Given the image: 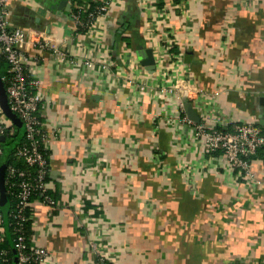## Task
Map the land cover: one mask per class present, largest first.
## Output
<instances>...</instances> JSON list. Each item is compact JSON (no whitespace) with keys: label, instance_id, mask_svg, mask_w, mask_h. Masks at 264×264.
Masks as SVG:
<instances>
[{"label":"crops","instance_id":"1","mask_svg":"<svg viewBox=\"0 0 264 264\" xmlns=\"http://www.w3.org/2000/svg\"><path fill=\"white\" fill-rule=\"evenodd\" d=\"M68 5L10 0L12 27L78 62L112 61L84 74L28 52L49 100L45 189L56 202H33L31 247L47 264H264L263 151L253 167L263 183L248 186L221 154H203L181 110L190 103L199 124L228 129L264 116V0H111L80 36ZM165 87L178 90L161 98Z\"/></svg>","mask_w":264,"mask_h":264},{"label":"built area","instance_id":"2","mask_svg":"<svg viewBox=\"0 0 264 264\" xmlns=\"http://www.w3.org/2000/svg\"><path fill=\"white\" fill-rule=\"evenodd\" d=\"M67 1L71 4L72 10L78 11V13L71 14L77 36L89 34L97 18L107 11L111 3V0H91L97 3V7L94 11L89 12L88 5H81L74 0ZM81 13L88 19L86 22L81 18ZM9 16L10 0H0V55L9 65L8 75L2 79V82L6 83L5 92L10 111L22 125L25 138L24 144L17 149L15 157L17 160L23 161L28 168H35L34 177L28 170H20L13 166L5 169L8 179L18 178L21 180L18 184L10 180L4 182L5 190L6 188L18 190L19 201L14 218L17 224H21L27 219V210L32 209L31 197L37 190L45 192V180L49 174V160L45 153V135L42 123V113L49 105V100L42 95L39 81L29 71L28 52L31 50L51 52L60 64H68L77 70L82 69L85 71L84 74L97 69L107 71L110 69L112 61L108 58H86L84 61L78 62L65 50L48 43L42 34L20 27H12ZM81 29L84 30V33L79 32ZM146 89L147 84L144 83L140 87V91L143 93ZM175 90L177 91L178 88L165 87L161 88L158 94L161 98H169L173 96ZM196 94V91L193 90V98L196 97ZM184 100L186 99L182 101ZM183 107L184 103L181 102V110ZM180 121L187 122V119L182 117ZM221 125V128L206 122L194 125L193 135L201 145L203 154H221L228 170L235 175V178L242 179L248 186L262 185L263 179L258 177V173L253 167L264 148L263 129L257 121L234 122L230 125V129L225 123ZM15 132L16 126L8 121L0 108V139ZM3 153V148L0 146V164ZM45 201L51 206L56 205V202L48 197H45ZM1 219L0 215V231L2 228ZM17 232L19 231L17 230ZM16 249L19 252L20 264H47L50 260L47 250L33 247L28 250L25 238L21 233ZM99 264L110 263L105 258H101Z\"/></svg>","mask_w":264,"mask_h":264},{"label":"trees","instance_id":"3","mask_svg":"<svg viewBox=\"0 0 264 264\" xmlns=\"http://www.w3.org/2000/svg\"><path fill=\"white\" fill-rule=\"evenodd\" d=\"M77 3L83 5H88V11L92 12L97 7V3L91 0H74ZM78 13L76 9H73L71 14ZM81 18L84 19L86 22L88 19L84 14L81 13ZM79 32H83L84 30H79ZM124 41L127 43V46H130V40L123 38ZM8 69L9 65L5 58L0 55V79L2 81L3 78H5L8 75ZM3 83V82H2ZM4 88L6 87V83H3ZM20 125V124H19ZM16 126V132L14 134H7L5 135L2 141H0V146L3 148V158L1 160V167H16L20 170H28L30 174L34 177L35 175V168H28L26 164L21 161L17 160L15 157L17 149L24 144V130L22 125ZM262 152V151H261ZM260 152V154H261ZM46 153V152H45ZM259 154V158H260ZM47 156V153H46ZM262 156V155H261ZM48 157V156H47ZM49 178V174L45 180V184ZM5 180H10L14 183H19L21 180L18 178H14L13 180L8 179V174L5 172ZM5 195L7 197V205L6 208L2 207L1 204V197H0V215H1V227L4 229L3 233V241H2V248L0 249V264H20L19 262V252L16 249L17 240L20 236V233L25 238V245L27 249L29 250L31 247L30 244V238L32 233V209L27 210L26 212V221L17 224L14 216L16 213V206L18 204V190L17 189H8L5 190ZM0 195H1V189H0ZM45 197L50 198L55 202V195H52L48 190H45L44 193H42L41 190H37L34 195L31 197V203H33L36 200L42 201L43 203H48L45 201ZM54 207V206H53ZM17 230L19 232H17ZM34 264V263H32ZM99 264V261H98Z\"/></svg>","mask_w":264,"mask_h":264},{"label":"water","instance_id":"4","mask_svg":"<svg viewBox=\"0 0 264 264\" xmlns=\"http://www.w3.org/2000/svg\"><path fill=\"white\" fill-rule=\"evenodd\" d=\"M71 8V4L68 5V9ZM140 55L142 60V65L147 68L150 72H154L155 70V59L152 57V53L149 50H144L142 47L140 48ZM0 106L2 108L3 113L7 118H9L12 122H14L16 125L20 124L19 120L16 118V116L10 111L9 105H8V100H7V95L5 92V88L3 86V83L0 79ZM185 113L189 120L192 122L200 123L201 120L199 116L196 114V112L193 110L192 106L190 103H186L184 105ZM259 126L263 129L264 131V116L259 117L258 121ZM4 138H1L0 141H2ZM263 157H264V148H263ZM5 169L6 167H1L0 168V189H1V204L2 207L6 208L7 205V197L5 195V187H4V182H5Z\"/></svg>","mask_w":264,"mask_h":264}]
</instances>
